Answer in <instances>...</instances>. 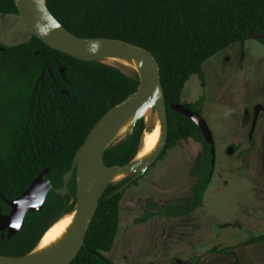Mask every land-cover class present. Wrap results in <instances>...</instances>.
<instances>
[{"label": "trees", "instance_id": "trees-1", "mask_svg": "<svg viewBox=\"0 0 264 264\" xmlns=\"http://www.w3.org/2000/svg\"><path fill=\"white\" fill-rule=\"evenodd\" d=\"M46 1L53 16L74 35L122 40L155 56L162 70L170 124L167 148L160 160L182 141L194 139L204 145V153L192 171L197 183L191 195L165 206L163 214L172 219L185 218L202 208L214 173L211 146L196 123L173 111L171 105L182 104L186 84L193 76L205 80L204 65L213 57L235 44L245 45L248 34H264V0ZM0 15L19 16L14 0H0ZM41 77L44 81L38 86ZM139 86L138 74L128 75L110 65L77 60L34 36L19 46L0 45L2 197L7 201L18 199L46 169L51 170L48 179L54 187L44 210L29 211L25 227L17 236L8 239L7 232L0 233V256H27L50 228L74 210L76 174L67 196L56 190L64 187V177L94 127ZM186 107L202 115L192 105ZM146 132L143 119L131 134L107 150L106 166L131 163L141 150ZM129 180L108 188L85 246L72 264H113L104 254L112 251L118 235L123 195L110 197ZM2 197L0 209L8 215L11 208ZM261 243L264 236L245 245ZM210 254L229 256L234 264H242L235 249L216 247Z\"/></svg>", "mask_w": 264, "mask_h": 264}, {"label": "rangeland", "instance_id": "rangeland-1", "mask_svg": "<svg viewBox=\"0 0 264 264\" xmlns=\"http://www.w3.org/2000/svg\"><path fill=\"white\" fill-rule=\"evenodd\" d=\"M31 38L19 16L0 15V45L19 46ZM204 76L189 80L182 101L202 111L214 138V173L204 205L177 219L162 210L189 197L196 186L192 171L204 145L189 139L123 195L118 235L104 254L113 264H234L232 257L210 254L216 247L235 249L242 264H264V243L245 245L264 236L263 42L248 39L231 46L204 65ZM150 112L144 119L147 132L158 127L155 111Z\"/></svg>", "mask_w": 264, "mask_h": 264}, {"label": "water", "instance_id": "water-1", "mask_svg": "<svg viewBox=\"0 0 264 264\" xmlns=\"http://www.w3.org/2000/svg\"><path fill=\"white\" fill-rule=\"evenodd\" d=\"M14 2L21 21L32 36L42 41L51 49L80 61L110 65L120 69L122 72L124 71L121 68L104 62L102 58H123L132 61L140 69V73H138L140 78L138 90L108 112L94 127L83 147L77 152L71 171L64 177V187L56 190V193L67 196L70 192L69 183L76 174L78 187L77 204L71 213L76 208H79V215L72 237L68 243L52 257L48 258H31V255L36 251L42 240L27 256L19 258L0 256V264H72L85 246L88 232L97 216L100 202L104 198L108 188L112 184L120 183L130 178L110 198L124 195L130 187L141 180L159 161L167 148L170 124L166 94L162 84V70L155 56L146 49L122 40L108 38L85 39L74 35L53 16L47 6V1H45L47 14L38 6L35 0H14ZM248 38L264 41V34H248ZM62 75L66 79L64 69H62ZM43 81L44 78L41 77L38 86ZM160 90L163 95L160 118L163 139L159 150L147 162L136 163L137 155L128 165L108 168L105 164L107 150L126 138L111 143L113 131L122 122L140 110H154L156 108V97ZM64 94L68 95L66 92ZM171 108L173 111L192 119L196 123L205 141L211 146V153L213 155L212 165L215 166L214 138L203 116L194 113L183 104H172ZM260 111L261 108L256 109L252 134L256 130ZM141 120L143 118H140L138 122ZM233 152V149H231L230 153L232 154ZM109 170H121L127 175L121 181H112L108 174ZM50 172V169L44 170L28 190L14 201H7L2 197L0 191V198L2 197L11 208V213L8 215H4L0 209V233L7 232L8 239L14 238L23 230L29 211L42 212L44 210L47 198L54 189L52 182L48 179Z\"/></svg>", "mask_w": 264, "mask_h": 264}, {"label": "bare ground", "instance_id": "bare-ground-1", "mask_svg": "<svg viewBox=\"0 0 264 264\" xmlns=\"http://www.w3.org/2000/svg\"><path fill=\"white\" fill-rule=\"evenodd\" d=\"M38 6L47 14L45 1L46 0H35ZM102 60L108 64L117 66L121 68L125 73L129 74L132 72L134 74L140 73L139 67L130 60L123 58H102ZM131 73V74H132ZM163 99L162 91L160 90L156 97V108H154L158 127L153 132H146L143 140L141 150L136 159V163H144L149 161L159 150L160 145L163 139L162 128L160 125L161 118V102ZM152 111L142 109L139 112L135 113L127 120L122 122L118 128H116L111 137V143L117 142L125 137H127L133 130L135 124L138 122L140 118L145 119L148 117L149 112ZM151 113V112H150ZM109 176L112 181H121L126 177V173L121 170H109ZM79 215V208L60 219L44 236L41 243L34 253L31 255V258H48L52 257L57 251L63 248L70 238L72 237V233L75 229L77 219Z\"/></svg>", "mask_w": 264, "mask_h": 264}, {"label": "flooded vegetation", "instance_id": "flooded-vegetation-1", "mask_svg": "<svg viewBox=\"0 0 264 264\" xmlns=\"http://www.w3.org/2000/svg\"><path fill=\"white\" fill-rule=\"evenodd\" d=\"M203 116V115H202Z\"/></svg>", "mask_w": 264, "mask_h": 264}]
</instances>
